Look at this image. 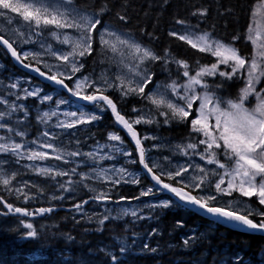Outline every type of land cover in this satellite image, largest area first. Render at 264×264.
I'll list each match as a JSON object with an SVG mask.
<instances>
[{
    "label": "rangeland",
    "instance_id": "obj_1",
    "mask_svg": "<svg viewBox=\"0 0 264 264\" xmlns=\"http://www.w3.org/2000/svg\"><path fill=\"white\" fill-rule=\"evenodd\" d=\"M97 22V16L67 0H0V35L12 43L20 58L33 61L51 77L68 81L74 96L86 100L94 92H111L123 102L143 94L144 104L134 110L131 124L144 129L141 140L149 143L146 159L159 175L198 191L194 198L205 206L260 213L264 209V0L252 15L248 34L252 54L247 61L232 45L208 33L178 27L175 35L213 55L217 64L203 67L182 85L155 83L147 90V63L155 55L110 25L96 34L100 54L84 62ZM222 65L225 73L245 75L239 101L204 90L203 79L217 74ZM10 79L0 83L1 193L26 203L47 201V197L54 200L62 191L59 197H65L66 203L88 189L105 203L103 194L114 185L136 183L135 159L117 134H107L105 143L80 145V132L101 118L106 107L82 108L64 91H45L29 78ZM249 97H254L250 109L243 105ZM186 118H191L198 134L196 144L169 142L150 130L159 119L178 122ZM59 139L64 143L61 146ZM68 141L72 144L65 148ZM76 142L80 147L75 148ZM10 159L46 178L44 182L53 188L46 192L49 188L37 174L20 180L18 171H5L2 164ZM115 204L107 203L105 209L112 219L138 215L144 208L169 207L172 202L149 189L133 202ZM20 225L28 231L32 228L29 219ZM243 264H264V254Z\"/></svg>",
    "mask_w": 264,
    "mask_h": 264
},
{
    "label": "trees",
    "instance_id": "obj_2",
    "mask_svg": "<svg viewBox=\"0 0 264 264\" xmlns=\"http://www.w3.org/2000/svg\"><path fill=\"white\" fill-rule=\"evenodd\" d=\"M68 1L98 18V24L93 29L90 54L84 59L86 64L100 54L96 34L104 24L133 36L155 54L156 60L147 63L150 70L147 90L155 83L182 85L186 78L195 76L203 67L217 64L213 55L192 47L176 36L174 32L178 31V27L207 32L232 45L247 61L252 54V44L248 39L252 15L262 0ZM21 60L33 68L37 67L29 59ZM0 64V83H7L11 77L17 76L29 78L45 91H53L48 85L17 69L2 47ZM222 68L225 67L220 66L217 74L203 79L204 90L224 100L239 101L245 75L244 78L243 72L230 75L224 72H228L227 69L223 71ZM94 94L97 93L91 95ZM105 94L130 123L134 110L144 104L143 94L131 96L123 102L114 93ZM253 100L254 97H249L243 105L250 109ZM96 105L104 106L100 101ZM102 117L80 132L83 141L80 145L85 147L84 142L88 145L104 143L108 132H114L130 150L135 159L132 171L138 174L136 183L121 182L109 189L108 194H103L108 199V205H116L115 202L121 200L133 202L149 189L154 192L151 183L140 173L135 150L116 129L110 113L105 111ZM135 129L142 138L144 129L140 126H135ZM150 130L169 142L197 143L198 134L193 131L191 118L178 122L159 119ZM57 143L59 146L64 144L60 139ZM142 143L145 149L149 147L148 141ZM71 144L72 141H68L63 146L70 148ZM80 145L76 142L74 146ZM2 167L5 171H18L16 176L19 175L20 180L37 174L41 177L40 182L49 188H43L46 192L53 188L44 182L46 178L14 160L6 161ZM159 176L185 199L191 200L198 194V191L174 178ZM61 192L58 191L54 200L47 197V201L31 200L26 203L18 202V198L11 200L0 192V197L13 207L56 209L51 215L31 220L32 228L28 231L20 225L24 219L8 216L0 202V264H243L264 254V236L224 229L193 213L167 194H161V198L172 202L169 207L144 208L138 215L112 219L110 215H105L107 204L98 201L90 190H83L80 196L66 203L65 197H59ZM250 200L254 202L253 197ZM254 206L258 205L254 203ZM241 214L254 225L264 228V209L258 214ZM102 217L109 218L104 220Z\"/></svg>",
    "mask_w": 264,
    "mask_h": 264
},
{
    "label": "water",
    "instance_id": "obj_3",
    "mask_svg": "<svg viewBox=\"0 0 264 264\" xmlns=\"http://www.w3.org/2000/svg\"><path fill=\"white\" fill-rule=\"evenodd\" d=\"M0 46L3 47L10 55L13 64L25 74L30 75L31 77L37 79L39 82L43 84L49 85L53 89H59L66 93L69 98L74 101L78 105H88L91 106L97 101H103L105 103L106 108L110 112L115 126L124 134L128 142L131 146L136 150L139 165L141 172L148 178V180L152 183L153 187L159 191L170 194L179 203L192 210L197 215L202 216L203 218L218 224L220 227H223L228 230L242 232V233H252L264 236V228H258L252 224L247 218L229 212L227 210H223L220 208H210L204 206L198 200L188 201L179 195H177L165 182H163L160 177L148 166L145 158V151L143 145L140 141L137 131L128 124V122L121 116L114 103L111 99L105 95H95L92 98L83 100L74 96L69 90L68 86L64 81L58 78H48L41 71L33 69L28 65L22 63L13 46L9 42H7L4 38L0 37ZM8 209L9 215L13 217H22L34 219L38 217H44L46 214L50 215L53 209H48L45 211L44 209H37L35 213L28 214L26 210L21 208L13 209L10 206H5Z\"/></svg>",
    "mask_w": 264,
    "mask_h": 264
},
{
    "label": "bare ground",
    "instance_id": "obj_4",
    "mask_svg": "<svg viewBox=\"0 0 264 264\" xmlns=\"http://www.w3.org/2000/svg\"><path fill=\"white\" fill-rule=\"evenodd\" d=\"M68 1V0H67ZM72 4V3H71ZM74 6V5H73ZM76 7V6H75ZM77 8V7H76ZM79 9V8H78ZM80 10H82V9H80ZM82 11H85V12H87L86 10H82ZM89 13H92V12H89ZM95 15V14H94ZM96 16V15H95ZM0 37H2L1 35H0ZM133 37V36H132ZM3 38V37H2ZM136 39V38H135ZM137 40V39H136ZM7 41V40H6ZM8 42V41H7ZM1 47V46H0ZM3 48V47H2ZM4 49V48H3ZM5 50V49H4ZM6 51V50H5ZM7 52V51H6ZM152 188V187H151Z\"/></svg>",
    "mask_w": 264,
    "mask_h": 264
}]
</instances>
